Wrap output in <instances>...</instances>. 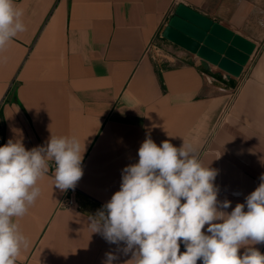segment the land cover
Masks as SVG:
<instances>
[{"label": "crops", "instance_id": "1", "mask_svg": "<svg viewBox=\"0 0 264 264\" xmlns=\"http://www.w3.org/2000/svg\"><path fill=\"white\" fill-rule=\"evenodd\" d=\"M15 2L24 10L26 31L0 52L3 145L21 140L31 150L46 145L51 134L85 144L76 207H60L66 190L54 186L50 162L37 184L40 196L18 220L30 243L16 264H104L109 252L117 257L113 264H132L123 242L111 244L92 233L88 219L120 190L123 169L138 163L146 137L158 146L165 140L177 148L185 143L203 166L217 170V199L231 202L222 211L244 204L259 186L264 0ZM181 5L222 28L225 54L206 59L165 38L167 64L145 55ZM249 246L264 254V243L244 246L240 254Z\"/></svg>", "mask_w": 264, "mask_h": 264}, {"label": "clouds", "instance_id": "2", "mask_svg": "<svg viewBox=\"0 0 264 264\" xmlns=\"http://www.w3.org/2000/svg\"><path fill=\"white\" fill-rule=\"evenodd\" d=\"M23 15L15 0H0V52L26 31ZM84 152L85 144L82 148L75 136L52 134L46 145L31 150L21 140L0 146V264H16L29 247L18 220L40 196L37 184L50 162L54 186L74 188L83 176ZM138 156V163L123 169L120 190L89 216L92 233L111 244L123 242L132 264H264V254L255 247L240 254L244 246L264 243V174L245 203L227 213L221 208L231 202L217 199V170L203 166L191 146L177 148L169 140L158 146L146 137ZM106 257L104 264L117 259L111 252Z\"/></svg>", "mask_w": 264, "mask_h": 264}, {"label": "water", "instance_id": "3", "mask_svg": "<svg viewBox=\"0 0 264 264\" xmlns=\"http://www.w3.org/2000/svg\"><path fill=\"white\" fill-rule=\"evenodd\" d=\"M164 37L183 49L206 59L225 54L222 28L197 10L181 5L170 20ZM227 55L230 53L227 52ZM226 64V61H223Z\"/></svg>", "mask_w": 264, "mask_h": 264}, {"label": "built area", "instance_id": "4", "mask_svg": "<svg viewBox=\"0 0 264 264\" xmlns=\"http://www.w3.org/2000/svg\"><path fill=\"white\" fill-rule=\"evenodd\" d=\"M145 55L151 57L154 61L160 64H167L169 51L166 45V40L164 37L163 30L160 29L150 43L147 45L145 50ZM4 143L3 132L0 131V146ZM76 192V188H70L66 190L65 196L60 203V207L62 208H74L76 207V203L74 200V193Z\"/></svg>", "mask_w": 264, "mask_h": 264}]
</instances>
